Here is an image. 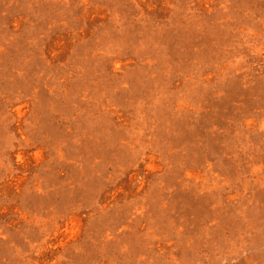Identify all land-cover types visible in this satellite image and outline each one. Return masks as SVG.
<instances>
[{
  "label": "rangeland",
  "instance_id": "obj_1",
  "mask_svg": "<svg viewBox=\"0 0 264 264\" xmlns=\"http://www.w3.org/2000/svg\"><path fill=\"white\" fill-rule=\"evenodd\" d=\"M0 264H264V0H0Z\"/></svg>",
  "mask_w": 264,
  "mask_h": 264
}]
</instances>
